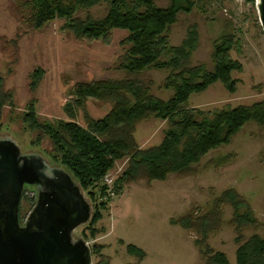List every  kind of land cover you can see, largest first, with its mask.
Segmentation results:
<instances>
[{"label": "rangeland", "instance_id": "rangeland-1", "mask_svg": "<svg viewBox=\"0 0 264 264\" xmlns=\"http://www.w3.org/2000/svg\"><path fill=\"white\" fill-rule=\"evenodd\" d=\"M24 0H0V75L5 90L13 95L12 105L3 106L0 135H10L22 151L40 152L48 158L49 138L35 145L36 133L22 123V115L31 103L41 122L68 121L64 107L68 90L80 82L101 79H123L125 72L116 69L129 46L122 41L129 35L125 29H114L110 42L76 40L64 29L65 20L57 18L40 31L29 30L22 22L18 5ZM190 13H179L170 27L169 43L181 45L188 31L197 32V45L190 65H203L212 71L215 41L221 35L233 37L231 58L241 63L242 71L234 72L235 93H229L214 82L200 94H191L188 106L213 111L226 106L251 105L264 101V36L257 18L255 0H194ZM158 7H168L169 0H155ZM108 4L77 12L80 19L98 21L107 16ZM34 71H40L35 91L30 89ZM168 74L164 70H147L144 79L151 82V94L168 101L171 89H164ZM36 78V77H35ZM86 112L93 119H103L112 108L110 102H87ZM76 122L84 126V115ZM168 124L151 118L141 122L135 140L140 148L159 146ZM126 160L118 161L109 172L115 180L126 168ZM190 175L172 174L165 181L140 179L111 196L107 208L100 209L102 220L97 224L103 232L96 240L87 239L89 247L102 246L103 258L109 264H203L194 241L199 233L184 231L174 220L187 213L201 216L207 213L219 195L233 189L243 197L258 225L242 231L244 239L256 233L264 238V127L253 122L244 125L229 142L215 147L194 166ZM37 198L33 186H27L20 202L19 217L23 224ZM222 224L214 234H208L207 244L214 252L225 253L228 263H235L238 247L232 220L233 208L223 207ZM242 211V210H241ZM84 228L76 231L83 233ZM82 237V236H81ZM144 253L142 260L129 253L128 246ZM99 258L92 255V263Z\"/></svg>", "mask_w": 264, "mask_h": 264}, {"label": "trees", "instance_id": "trees-1", "mask_svg": "<svg viewBox=\"0 0 264 264\" xmlns=\"http://www.w3.org/2000/svg\"><path fill=\"white\" fill-rule=\"evenodd\" d=\"M103 1L108 4L105 18L93 21L77 17L78 11ZM169 2L164 8L158 7L155 0H24L18 5L22 22L31 31L43 30L47 24L61 18L65 20L64 29L84 42L108 44L114 29L122 28L129 33L122 41L129 47L116 67L125 72L123 79L75 83L67 92L64 107L68 121L41 122L31 103L21 116L24 126L36 133L35 145L45 138L50 139L47 159L69 171L92 203L93 217L81 234L85 240L94 241L97 234L103 232L97 227L103 217L100 209L105 210L111 200L103 179L116 162L127 161L126 169L115 179L111 189L113 196L140 179L165 181L172 174L190 175L195 164L210 150L228 143L247 123L264 127V101L213 111L188 106L191 94H200L214 82H219L229 93H235L237 79L233 78V73H240L242 65L232 60L233 37L225 34L214 43L212 71L203 65H190L197 32L190 29L187 38L175 47L169 43L168 31L176 24L178 14L190 13L196 3L194 0ZM156 69L168 71L162 86L173 91L168 101L153 96L151 82L143 78L147 70ZM40 73L34 71L32 91ZM4 88L0 75V116L3 106L12 105L13 95ZM91 101L110 102L112 108L103 119L96 120L86 112L87 102ZM80 113L84 115V126L76 122ZM151 118L167 122L168 129L159 146L143 149L137 144L134 133L141 122ZM225 205L233 208L230 223L238 234L234 240L238 245L235 263L264 264V238L256 233L247 239L242 235L246 227L256 228L258 221L243 197L233 189L219 195L206 214L187 213L173 223L184 231L199 233L194 243L203 264H230L225 253L214 252L206 242L208 234H214L221 226ZM90 248L92 255L99 258L96 264H109L108 259L103 258L102 246L94 243ZM127 250L139 260L144 257L143 251L135 246L130 245Z\"/></svg>", "mask_w": 264, "mask_h": 264}, {"label": "water", "instance_id": "water-1", "mask_svg": "<svg viewBox=\"0 0 264 264\" xmlns=\"http://www.w3.org/2000/svg\"><path fill=\"white\" fill-rule=\"evenodd\" d=\"M255 7L264 36V0ZM28 185L37 198L21 224ZM92 217L93 205L69 171L0 135V264H93L88 242L76 234Z\"/></svg>", "mask_w": 264, "mask_h": 264}, {"label": "built area", "instance_id": "built-area-1", "mask_svg": "<svg viewBox=\"0 0 264 264\" xmlns=\"http://www.w3.org/2000/svg\"><path fill=\"white\" fill-rule=\"evenodd\" d=\"M103 180H104V185H106L107 188H108L107 189L108 194L113 196V193H112L111 189L113 187V184H114L115 180L111 177L110 173L105 175V178Z\"/></svg>", "mask_w": 264, "mask_h": 264}, {"label": "flooded vegetation", "instance_id": "flooded-vegetation-1", "mask_svg": "<svg viewBox=\"0 0 264 264\" xmlns=\"http://www.w3.org/2000/svg\"><path fill=\"white\" fill-rule=\"evenodd\" d=\"M27 186H25V188H26ZM25 188H24V190H25ZM35 188V187H34ZM24 190H23V193H24Z\"/></svg>", "mask_w": 264, "mask_h": 264}]
</instances>
